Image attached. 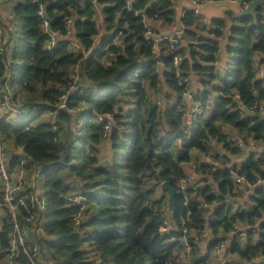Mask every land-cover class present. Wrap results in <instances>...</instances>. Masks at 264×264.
I'll list each match as a JSON object with an SVG mask.
<instances>
[{"label": "trees", "instance_id": "16d2710c", "mask_svg": "<svg viewBox=\"0 0 264 264\" xmlns=\"http://www.w3.org/2000/svg\"><path fill=\"white\" fill-rule=\"evenodd\" d=\"M177 1L136 0L129 12L123 0H96L106 16L103 26L108 35L94 58L84 55L95 47L100 33L90 0H7L21 31L17 37L6 34L0 17L5 46L14 39L9 79L4 78L6 53H0V92H10L19 106L33 107L34 112L18 126L15 120L0 121V134L9 149H24L27 167L45 168L46 191L37 184L47 201L43 211L27 201L37 221L30 224L24 244L16 247L10 260L13 225L7 215L2 216L0 264L7 260L9 264H97L92 254L101 264H187L179 256L182 245L177 242L184 228L192 264H220L215 248L223 240H229L224 260L231 254V264H264V190L255 186L264 182V81L257 78L255 63L259 56L260 65L264 64V9L234 18L230 26L219 22L208 29L192 11L183 14V40L189 44L180 43L182 75L199 78L202 89L196 96L204 107L209 98L217 101L212 111L204 108L202 113L209 115L189 133L183 120L187 106L182 103V88L172 74L162 76L171 94L165 105H157L159 66H172V52L166 47L169 52L156 58L142 37V17L155 31L168 30ZM69 18L80 49L68 44L47 49L42 20H48L50 31L62 35ZM224 40L227 51L234 53L231 81L227 71L215 73L214 55ZM194 42L207 58H197ZM75 67L78 75H73ZM75 75L67 108L56 109ZM214 80L219 82L215 88ZM3 99L0 94V103ZM109 116L110 129L105 131ZM251 142L262 152L241 151L240 143L248 148ZM103 145L110 155L100 162ZM198 154L209 156L211 163L192 169L194 183L182 195L177 181L188 175L185 165ZM239 155L244 159L238 166ZM215 163L231 164L236 175H244V183L237 184L228 171H213ZM163 181L175 191L172 211L167 193L160 190ZM70 195L89 200L82 212L85 219L77 227L72 217L78 210L64 198ZM229 198L232 205L226 203ZM27 215L21 207L19 220ZM40 220L45 235L36 233ZM164 220L170 222L175 239L160 235ZM236 226L248 228L243 241L235 235ZM34 245L39 248L36 254ZM211 257H215L212 262Z\"/></svg>", "mask_w": 264, "mask_h": 264}, {"label": "built area", "instance_id": "2783aa9c", "mask_svg": "<svg viewBox=\"0 0 264 264\" xmlns=\"http://www.w3.org/2000/svg\"><path fill=\"white\" fill-rule=\"evenodd\" d=\"M127 6V10L129 12L132 11V5L136 3V0H123ZM91 3L95 5L96 8V14L99 12L100 8H98L96 0H90ZM192 5V10L186 9L183 11L182 16L179 20V22L174 21L170 24V27L168 30L159 31V27L156 28V31L151 27V25L148 23V20L145 19V16H143V23H144V31L142 33V37L144 41L148 43L150 46V52L151 54L156 57L160 58L163 55H166L169 51L172 52V66L168 68H164L163 64H160L159 66V76H163L165 73L172 74L175 79L178 81V85L182 88V98H184L189 106L190 110H188L184 117V123L187 126L186 132L191 133L192 128H194V124L197 123L202 118H205L209 115L210 112L203 114L202 111L204 108H208L209 111H212L214 106L216 105L217 101L213 98H209L205 103L207 104L206 107L203 106L201 101L197 98V96L193 93L191 89L190 84V76H183L181 72V64L183 61V57L181 55L180 51V43L183 40V36L185 34L186 26L182 22L183 14L187 11H192L195 16L199 17V21L202 26L208 28H212L213 25L207 22L206 19H204L201 16V11L199 10L201 6L207 5V4H219V3H226L230 5H237L239 7V11H243L245 8L249 6L248 3L244 2L243 0H190ZM264 9V7H263ZM39 14H42L41 11H39ZM136 16L139 15L138 12H134ZM0 17L6 18L10 21V18L12 17V14L10 11L6 10L5 8H2L0 6ZM97 16H94V20L96 24L98 25L99 29V35L96 38V45L91 51L84 52V55H93V57H96L95 49L99 48V44L103 42V39L108 35L106 33L101 37L102 34V21L96 18ZM238 14H236L234 18H238ZM10 23V22H9ZM6 24V23H5ZM12 26V27H11ZM72 19H67V25H66V32L65 34H59L57 32L50 31L49 29V23L47 19L42 20V30L43 32L48 36V42L46 45L47 49H55L58 48L60 45L68 44L71 48H79V46L74 41V37L72 35ZM6 29V34H13L15 32V29L13 28V23H10ZM221 40V39H220ZM5 32L4 30H0V53H6L7 61L5 62V79L10 78V67L12 64L11 60V54H12V48L14 44V39H10L9 46H5ZM169 48V51H167ZM194 51L197 53V58L203 60L208 57V54L200 47L199 43L194 42L193 43ZM80 49V48H79ZM215 60L217 61V54L214 55ZM217 65V64H216ZM261 70V76L260 79H263L264 81V67L261 66L259 69ZM74 71H78V68H73V75L75 74ZM78 75V74H77ZM77 81V76L75 75L71 84L63 90L61 95L59 96V103L56 107V109H65L67 108L68 104V97L70 94L74 91V85ZM219 85L218 80L213 81L214 88ZM0 94L4 97L2 103H0V121H8V120H15L16 126H18L21 122H27V116L34 112L33 107H23L19 106L13 99L10 92L5 93L0 92ZM235 99H238V96L235 95ZM157 105H159L157 103ZM239 109H244L242 104H239ZM257 106L251 107V109H256ZM258 109L262 112V106H259ZM240 110L239 112L243 114V111ZM109 120V123L107 122V125L105 126V131L110 129V118L111 116L107 117ZM99 120H102V118H99ZM53 131H56L55 126H53ZM239 148L244 153H249L252 150H258L255 145L250 146L248 148H245L241 143L239 144ZM218 150H215V152H210L209 156L211 154H216ZM262 152V151H259ZM222 155L220 152L218 153V156ZM209 156H206L210 158ZM190 164L192 165V169H195L201 165V162L199 159H193ZM212 170H223L228 171L229 175H231L235 182L237 184L244 183V175H236L235 171L232 168L231 164H218L215 163L212 165ZM45 168L41 166H36L34 169H30L27 167V154L24 151L22 147L12 148L9 149L6 144L2 141L1 134H0V189L2 191V207L0 210V229H1V219L3 215H7L8 220L13 225V232L11 234L10 244L11 248L9 250V254L7 255V258L10 260L15 256V250L18 245H23L25 242V239L27 235L30 233V224L36 223L37 216L29 213L28 207H27V201L32 202L37 206L38 211H43L46 205L47 196L44 191H42L39 188V185L36 183V179L40 177L41 174L45 175ZM33 180V181H32ZM194 183V176L192 175H186L183 178L179 179L177 181L178 191L182 195H186V191L191 188V186ZM261 189L264 190V182L258 181L255 185ZM211 189H214V186H210ZM64 198L67 201L68 206H72L77 208V213L72 217L73 226L77 227L79 226L83 220L85 219L82 212L85 209L86 204L89 202V200L83 196H76V195H70V196H64ZM187 197H185L186 199ZM227 205H232L233 201L231 198L227 199L226 201ZM23 207L27 212L28 215L23 219L19 220V209ZM42 221L40 220L38 223V226L36 227V233H40L42 235H45V229L42 226ZM248 230L247 227H240L236 226L235 229V235L239 241H243L246 237V231ZM160 235L165 236H171L173 239H175V234H173V230L171 227V224L168 220L163 221V226L160 228ZM177 242H179L182 247L179 251V256L181 259L185 260L187 264L191 263V252L187 241V230L184 228L182 230V235L179 236ZM229 240H223L219 243V245L215 248V252L218 256H220L221 262L224 261L225 255L224 251L227 248ZM39 248L34 245L32 247V252L37 253ZM92 250V249H91ZM95 256V257H94ZM91 257L93 258L94 262L97 264H101L102 260L92 254ZM44 263V262H43ZM41 264V263H40ZM45 264V263H44Z\"/></svg>", "mask_w": 264, "mask_h": 264}, {"label": "crops", "instance_id": "0c3cea01", "mask_svg": "<svg viewBox=\"0 0 264 264\" xmlns=\"http://www.w3.org/2000/svg\"><path fill=\"white\" fill-rule=\"evenodd\" d=\"M186 4H187V7H192L190 0H186ZM229 6L233 10L232 9L227 10V9H224V8H220V9H218V8L217 9L210 8V9H207L205 11H202L201 12V16L204 19H206L207 22L210 23L211 25H214V24L220 22V23L225 24L226 26H230L231 22L233 20V17H235L236 14H237V12H234V11L236 9L239 10V7L237 5H235V4L234 5H230L229 4ZM185 10H186V8H185ZM183 11L179 12L178 8L176 6L175 22H177V23L179 22ZM95 16H97L96 18L101 20V21H103L106 18L105 14L103 13L102 10H99L97 15H95ZM102 29H103V31H102L101 37L107 33V31L105 30L103 25H102ZM159 31H163V28L159 27ZM225 33L228 34L227 29H225ZM221 42H222V40H221ZM226 42H227L226 40L223 41V44L220 47V50L218 51V54H217V63H216L217 65H216V68L218 69L220 74H224L228 70L227 61L229 59V55H231V53H229L227 51V47H225ZM188 44H189V42L182 41V46L188 47ZM186 58L189 59V54L186 55ZM255 63H256V75H257V78H260L261 70H259V69L261 68V66L264 67V64L260 65V57L259 56H256ZM160 78H161L160 85H159L160 95L158 96V99L160 97L162 105H165L166 96L168 94H171V93L168 91V87L166 86V83L164 82V78L162 76ZM198 81H199V78L192 74L191 77H190V82H191V89H192V91H193V93L195 95H197V93H200L201 89H202L200 87V84H199ZM213 99L215 100V98H213ZM182 103L187 106V111L190 110V106H189L188 102L184 98H182ZM253 145L254 144L251 142L250 146H253ZM193 159H199L201 164H203V163H211V159L210 158L204 157L203 155H199V154L195 155ZM242 159H244V158H242ZM231 163H233V161ZM187 165H189V167ZM185 166H186L187 174L192 175V176L195 177L194 171L191 168L192 165L190 163H187ZM6 264H9L8 260L6 261Z\"/></svg>", "mask_w": 264, "mask_h": 264}, {"label": "rangeland", "instance_id": "374dc122", "mask_svg": "<svg viewBox=\"0 0 264 264\" xmlns=\"http://www.w3.org/2000/svg\"><path fill=\"white\" fill-rule=\"evenodd\" d=\"M8 3H7V0H0V6H2V8H5L6 10H8L9 11V7H7L8 5H7ZM10 6H11V4H10ZM11 13V12H10ZM4 21H5V23H6V26H8L10 23H13V25H14V29H15V32L13 33V36L14 37H17V36H19V34H20V31H21V22H20V20H19V18H10V21L8 20V19H6V18H3V17H1ZM104 21V20H103ZM103 21H102V24H103ZM10 22V23H9ZM12 27V26H11ZM6 28H8V27H6ZM222 40V39H221ZM229 44V43H228ZM230 46L232 47V48H236V44H230ZM231 57H234V53H232L231 55H229V59H228V61H227V66H228V70H227V74H228V81H231V76H230V72H231V66H230V61H231ZM202 64V63H201ZM74 73L75 74H78L79 72L78 71H74ZM215 73L217 74V73H220L219 71H218V69L216 68V70H215ZM20 75H21V73H20ZM215 75V74H214ZM157 103L159 104V106H161L162 105V103H161V98L159 97V99H158V101H157ZM47 117H48V119L49 120H52V118H51V116L50 115H47ZM256 144V143H255ZM107 145V144H106ZM106 145H103V151H104V153L103 152H101L100 153V155H99V157H100V159H101V161L100 162H103L105 159H106V157H109V155H110V153H109V151L108 152H105V150H106ZM109 148V147H108ZM109 154V155H108ZM236 160L238 161L237 163H238V166L241 164V162L243 161L242 160V158H241V155H239L237 158H236ZM188 167H189V165H187ZM45 176H46V174L44 175V174H41L40 175V177H38L37 179H36V183H38V184H42V187H43V189L46 191V189L44 188V178H45ZM161 190V189H160ZM44 191V192H45ZM168 197V196H167ZM215 257H211V262H212V260L214 259ZM234 258V256L233 255H231V254H229V256L227 257V259L226 260H224V261H222V262H220V264H231V263H234V261L232 260ZM180 259V258H179ZM178 262V261H177ZM179 263V262H178Z\"/></svg>", "mask_w": 264, "mask_h": 264}, {"label": "water", "instance_id": "95a60500", "mask_svg": "<svg viewBox=\"0 0 264 264\" xmlns=\"http://www.w3.org/2000/svg\"><path fill=\"white\" fill-rule=\"evenodd\" d=\"M176 6L178 8V11L181 12L186 9L192 10V7H187L186 0H178L176 3ZM258 7H264V0H255L252 3L249 4L247 8H245L243 11L235 10L234 12H237L239 17H247L254 14V12L257 10ZM214 8V9H220L224 8L227 10L232 9L229 4L226 3H219V4H207L200 7V11H205L207 9ZM233 10V9H232ZM160 189L162 192L167 193L168 196V208L170 211L173 210V203H174V197H175V191L171 187L170 182L163 181L160 185Z\"/></svg>", "mask_w": 264, "mask_h": 264}]
</instances>
